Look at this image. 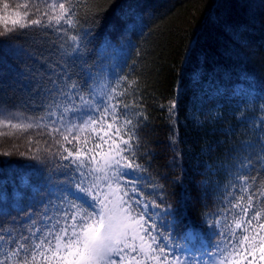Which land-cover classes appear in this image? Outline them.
Masks as SVG:
<instances>
[{"label":"trees","instance_id":"16d2710c","mask_svg":"<svg viewBox=\"0 0 264 264\" xmlns=\"http://www.w3.org/2000/svg\"><path fill=\"white\" fill-rule=\"evenodd\" d=\"M73 12V27L31 26L0 35V106L43 117L47 126L0 134V234L27 235L61 219L69 211L61 193L81 180L86 187L91 157L101 161L133 131L132 148L123 155L140 168L117 193L131 203L141 195L168 208L172 222L159 226L182 246V264H216L217 257L207 255L218 248L209 226L218 224V237L232 226L238 210L231 205L245 195L239 177H257L248 181L253 191L264 182V0H77ZM113 89L123 95L111 103L132 106L119 109L112 129L105 123L89 130L93 151L85 167L63 160L58 134L47 133L80 107L81 95L102 109ZM238 89L248 95L239 97ZM125 118L136 128L123 127L117 136ZM73 145L87 152L83 141L64 143ZM113 170L102 176L112 177ZM98 175L93 192L104 199L101 190L109 186ZM192 228L203 235L199 245Z\"/></svg>","mask_w":264,"mask_h":264},{"label":"snow or ice","instance_id":"6c2138e0","mask_svg":"<svg viewBox=\"0 0 264 264\" xmlns=\"http://www.w3.org/2000/svg\"><path fill=\"white\" fill-rule=\"evenodd\" d=\"M38 3L39 0H31V4L17 6L23 11H16L17 18L10 23L7 21V16H0V20L5 21L4 30L0 31V35L31 26L47 28L59 26L62 23L69 27L74 26L76 21L73 7L77 0H46L42 5L43 10L41 7L34 6ZM9 8L10 4L4 2L3 9ZM37 13H39L37 18H30ZM70 38L74 41L78 39L75 35ZM116 86L119 87V81ZM71 87L75 88L77 85L73 84ZM113 93L108 94V102H105L102 109L99 104L91 107L92 102L85 100L81 95L80 99L85 105L90 106L91 111L100 110L99 116L89 115L79 125L71 124L63 131L59 127H53L47 133L49 136L53 133L58 134L54 142L67 153L61 157L63 160L70 161L77 168L85 167V159L88 153L93 151V148H87L89 137L83 140V147L87 148V152H82V148L75 145L73 150H70L64 147V143L73 144V141L80 143L81 134L89 130L96 132L97 128L94 126L97 124L107 123L108 129H112L121 117L119 109L126 110L132 106L120 100L111 103L116 97L123 95V93L115 92V89ZM176 106L174 100L171 108L175 109ZM76 110L72 109V111ZM65 111L67 112L68 109ZM49 115H55V113H49ZM109 116H111V122L108 121ZM42 119L43 117L37 118L35 123H12V118L5 116L4 119H0V126L28 131L33 128L47 127L40 123ZM127 126L136 128L132 120L125 118L124 124L116 127L115 134L120 136L121 128ZM124 135L128 139H121L120 144H115L114 147L110 145L108 152L101 156V161H97L95 155L91 157L89 163L99 165L92 167L91 171L103 172L113 165L133 171L140 168L135 161L123 155L132 148L130 141L136 138L135 133L129 131ZM99 139L107 143L104 136H100ZM121 144L124 147H121ZM94 147L100 149L101 144L96 143ZM119 174L128 175L127 172ZM81 175L84 174L81 173ZM103 178L108 177L105 174ZM239 179L243 185L240 191L245 195L237 197L236 202L231 205L238 212L233 216L232 226L220 233L224 237L221 246L215 253L208 252L207 255L216 256V264H264V182L261 188L253 191L248 181L255 183L257 177L245 175ZM84 183L85 181L81 180L75 185L76 192L69 188L65 190L67 195L61 193V199L66 203L69 211L63 212L61 219H56L50 227L46 225L35 230L30 228L27 235L17 234L13 230H5L9 233L7 236L0 234V264H125L126 260L127 264H182L178 257L170 258L167 247L161 246L159 242L160 237L153 235V231L145 227L148 221L145 220L144 214L137 213L132 203L125 200L123 196L117 195L118 189L104 195V199H101V193L93 192V188L97 187L96 184L84 187ZM132 191L136 192L137 189L133 188ZM80 193H83L85 198H90V202L82 200ZM77 201L80 202L77 203ZM134 204L139 205L140 200H135ZM257 204L260 207H257ZM153 206L159 207L154 202ZM156 227L155 224L151 225L152 230ZM113 257H119V259Z\"/></svg>","mask_w":264,"mask_h":264},{"label":"rangeland","instance_id":"374dc122","mask_svg":"<svg viewBox=\"0 0 264 264\" xmlns=\"http://www.w3.org/2000/svg\"><path fill=\"white\" fill-rule=\"evenodd\" d=\"M7 2L10 4V8L8 10H4L3 9V3ZM46 2V0H39V3L34 5L36 7H41V10H43L42 5ZM24 4H31V0H0V16H7V21L10 23L11 20L16 19V15L15 12L16 11H20L22 12L23 9L19 8L17 6L19 5H24ZM8 12V13H7ZM39 15V13H37L35 16H32L30 18L34 19L37 18V16ZM0 23H5V21L0 20ZM237 94L239 95V97H245L248 95V92L246 90H241L238 89L237 90ZM87 101H91L90 99H85ZM92 102V101H91ZM91 107H95L94 103L92 102ZM199 109H201L199 107ZM92 114V111L90 110V106L85 105L84 101L81 102L80 107L71 115L68 116V119L65 120L63 123L61 122L59 126V128L61 129V131H63V129L67 126H70L71 124H81L83 123L84 120H86L88 118L89 115ZM5 116L11 117L12 118V123H18V122H36V119H33L30 117H27L26 115H21L12 111H9L6 108H3L0 106V119H4ZM36 129V128H33ZM39 129V128H37ZM30 130V129H29ZM20 132V130H16V129H12L11 127H5V126H0V133L3 134H9L11 132ZM16 132V133H17ZM89 131L82 133L81 134V141L84 140L85 137H87ZM56 134V133H55ZM54 134V137L57 136ZM58 137V136H57ZM71 139V137H69ZM33 141H34V137H33ZM123 163V162H122ZM94 163H92V165H90V168L92 169ZM99 166V165H98ZM112 167H114V170L112 172V177H109L107 179H104L102 176V172L100 177L99 175L97 176L96 179H98L99 177V181H101L102 184L108 185L109 187H106L105 189L102 188L101 191L104 192V195L110 194L113 190L116 189H120L122 186V183H125L124 185H126L127 187H129V185L131 184V182L133 180H131L129 182L128 180V176L127 175H120V172H127L128 175L130 176H134L135 174L133 173V170L131 169H120L119 166L117 165H113ZM106 170V169H105ZM96 173L98 174V172H92L89 175V180L87 182L86 187L91 186L92 184H95L92 179L95 178ZM73 192H76L77 190H72ZM135 193V192H134ZM81 196L82 200H86L87 202H90V198H85L83 193L79 194ZM117 195H119L117 193ZM109 198H111V196H109ZM124 199L126 200V197H124ZM135 200H140V204L136 205L134 204ZM80 201H77V203H79ZM131 203V201H130ZM132 205L133 207L136 209L137 213H143L145 220L148 221V223L145 225V227L149 228L150 231H153V235H157L160 237V244L161 246H166V247H170L169 251H167L169 256H173L175 255L180 256L182 249L181 247L177 248L174 246V244L169 241V238L163 236L162 230L160 228V226L163 224V222H167L169 220V216H168V208L163 207V206H159V207H154L153 203L151 201L146 200L144 197H142L141 195H139L138 197L134 195L133 201H132ZM145 205H147V207L145 208ZM127 206V205H126ZM168 222H172V220H169ZM155 224L157 227L155 230H152L151 225ZM160 225V226H159ZM212 229L210 230V235H208V237L213 240L214 243H216L218 245V247L221 246V242L224 239V237L219 236L218 237V233H217V229H219V226L217 223H215L214 225L209 226ZM189 232L191 233L194 242L199 245L201 240L203 239V235L200 234V231L197 229H190ZM225 232V231H224ZM114 259H119V257H113ZM125 264H127V260L125 261Z\"/></svg>","mask_w":264,"mask_h":264}]
</instances>
